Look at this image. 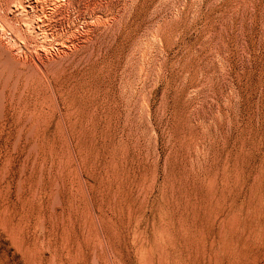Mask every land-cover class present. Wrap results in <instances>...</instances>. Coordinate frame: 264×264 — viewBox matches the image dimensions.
Returning <instances> with one entry per match:
<instances>
[{"label":"rangeland","instance_id":"374dc122","mask_svg":"<svg viewBox=\"0 0 264 264\" xmlns=\"http://www.w3.org/2000/svg\"><path fill=\"white\" fill-rule=\"evenodd\" d=\"M14 4L0 264H264V0Z\"/></svg>","mask_w":264,"mask_h":264},{"label":"bare ground","instance_id":"6f19581e","mask_svg":"<svg viewBox=\"0 0 264 264\" xmlns=\"http://www.w3.org/2000/svg\"><path fill=\"white\" fill-rule=\"evenodd\" d=\"M38 0H13V2H15L14 5H12L15 11H17V9L19 10L18 12H21L22 10L24 11H28L31 10L32 7H34L35 5H33V3L35 4ZM41 1V0H40ZM57 1V0H56ZM60 1V0H58ZM22 4H21V3ZM39 3V2H38ZM23 5V8L22 6ZM9 11V10H8ZM51 11V10H50ZM25 15V14H24ZM36 18V17H35ZM42 18V17H41ZM43 22V21H42ZM31 24V23H30ZM28 25V24H27ZM1 27V26H0ZM12 27V26H11ZM37 28V27H36ZM1 30V29H0ZM16 32V31H15ZM32 32V31H31ZM34 32V31H33ZM32 32V33H33ZM39 32V31H38ZM1 33V32H0ZM43 34V33H42ZM19 37V36H18ZM28 39V38H27ZM33 39V38H32ZM30 40V39H29ZM34 40V39H33ZM19 42V41H18ZM27 43V42H26ZM15 44V43H14ZM40 46V45H39ZM45 47V46H44ZM3 49V48H2ZM10 60V59H9ZM6 63V62H5ZM11 63V62H10ZM9 63V64H10ZM13 64V63H12ZM17 64V63H16ZM11 66V65H10ZM15 66V65H14ZM8 68V67H7ZM5 70V69H4ZM10 77V76H9ZM1 79V78H0ZM7 80V79H6ZM16 81V80H15ZM15 83V82H14ZM11 87V86H10ZM20 93V92H19ZM35 103V102H34ZM23 106V105H22ZM1 107V106H0ZM17 107V106H16ZM1 118V117H0ZM30 130V129H29ZM31 131V130H30ZM16 137V136H15ZM13 147V146H12ZM30 147V146H29ZM32 150V149H31ZM8 163V161H7ZM4 169V168H3Z\"/></svg>","mask_w":264,"mask_h":264}]
</instances>
